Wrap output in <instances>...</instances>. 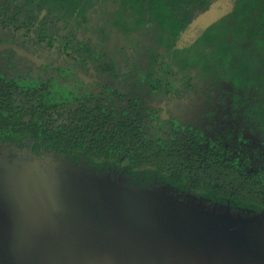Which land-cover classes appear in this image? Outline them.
Wrapping results in <instances>:
<instances>
[{"label":"flooded vegetation","instance_id":"af4514ba","mask_svg":"<svg viewBox=\"0 0 264 264\" xmlns=\"http://www.w3.org/2000/svg\"><path fill=\"white\" fill-rule=\"evenodd\" d=\"M250 1L187 0L183 27L182 17L174 15L171 20L168 14L166 28L158 29L166 37L150 58L144 56L143 49L154 42L149 35H140L134 23L136 20L142 30L155 27L158 18L150 22L147 9L133 14L121 2L107 0L105 8H82L76 16H69L62 9L39 6L36 0H0V144L40 151L39 156L54 152L113 160L118 154L130 164L140 159L148 172H158L190 190L202 188L199 175L207 177L204 186L223 187L225 184L217 181L221 173L218 163L224 165V160L236 155L245 159L256 155V142L243 145L253 123L249 128L240 114L237 119L231 114L236 92L240 102L236 107H255L245 102V93L263 95V27L259 22L254 25V39H243L244 32L233 39L229 33L234 15H252L247 13ZM256 1L252 6L259 21L264 0ZM113 5L123 7L117 9L123 18L115 31L104 18ZM207 11H211L210 18L198 28V34L187 44L181 43L183 32L199 24ZM91 14L98 18H87ZM220 19L228 31L219 42L214 36L206 45L219 49L223 78L215 74L200 77L196 63L182 70L186 58L181 54ZM144 20L149 28L141 25ZM97 21L106 28L94 24ZM175 30L178 32L172 38ZM142 38L145 45L139 43ZM123 107L132 112L124 115ZM120 115L129 121H122ZM125 128L129 129L126 153L118 152L114 144ZM133 129L144 145L138 154L134 152ZM150 132L152 141L148 140ZM214 139L226 143L227 149ZM255 140L264 145L262 139ZM109 141L111 146H107ZM199 143H204L201 152L193 148ZM188 150L193 154L180 159ZM259 171L264 178V172Z\"/></svg>","mask_w":264,"mask_h":264},{"label":"water","instance_id":"95a60500","mask_svg":"<svg viewBox=\"0 0 264 264\" xmlns=\"http://www.w3.org/2000/svg\"><path fill=\"white\" fill-rule=\"evenodd\" d=\"M0 150V264H264V213Z\"/></svg>","mask_w":264,"mask_h":264},{"label":"trees","instance_id":"16d2710c","mask_svg":"<svg viewBox=\"0 0 264 264\" xmlns=\"http://www.w3.org/2000/svg\"><path fill=\"white\" fill-rule=\"evenodd\" d=\"M35 1V0H33ZM112 4H115L116 0H111ZM121 2V5L128 8L130 7L133 11V14L136 13L137 10L147 9L148 14L151 15V19L158 18L155 21V27L142 30L138 26V22L135 20L134 23L137 26L138 33L140 35H149L153 40V44H149L144 47L143 54L145 57H150L154 54L156 55L159 51V46L162 45L163 39H165L166 35L161 34L158 29H161L162 25H164L168 21V14L170 15V19H174V15H177L180 18L181 26L183 27L185 23V19L183 18L185 12V4L187 0H117ZM39 6H44L52 9H62L65 13L69 12V16H74L78 9L82 8H91V9H101L105 8L107 0H36ZM258 1L253 0L250 1V4L255 5ZM19 6L18 4H14ZM250 6L247 13L252 15H234L233 16V25L229 29L230 35L233 39H238L239 35L244 32L243 39H254L256 37V33L254 30V25L257 23L263 27L260 33H264V12L261 10V15H258L259 21L257 20V15H254V7ZM120 5H113L114 8L108 15L104 16L106 21L111 24L115 31V26L121 23V18H123L121 12H118V8L120 10L123 7ZM263 7V6H262ZM76 16V15H75ZM92 17V19L98 18L94 14L89 15L87 18ZM141 17L144 18V13H141ZM78 18V17H77ZM76 18V19H77ZM222 19L218 20L215 24L213 23L205 33L201 36V38L190 47L189 50L181 54V57L186 58L184 63L182 64L181 69H187V66L192 63H196L197 65V74L200 77H206L215 74L219 75L220 78L222 76L223 62L219 58V53L217 51V47H207L206 44L213 42V37L217 36V41L224 37L228 29L222 24ZM129 22V21H128ZM123 23H126L124 21ZM94 24L100 26L102 29L106 28V25H102L98 21ZM141 25L143 27L149 28L148 20H144ZM240 27V28H239ZM164 28L166 26L164 25ZM178 30H175L171 33L172 38L177 34ZM212 33L214 34L212 36ZM134 34L136 32L134 31ZM211 38V39H210ZM144 38L140 40L139 43L141 45H145L146 42L143 41ZM210 39V41H209ZM219 50V49H218ZM177 55V54H173ZM214 67L215 70H212L211 67ZM179 70V69H178ZM218 71V72H217ZM263 80H261V83ZM236 82H233L234 88L237 89ZM261 93L263 95L249 96L245 93V102L247 104L253 105L255 107H236L237 103H240L237 98L239 95L235 93V101L233 104V110H231L232 116H235V119L238 118V114L242 116L247 126L252 125L251 130L246 132L244 135V147H247L249 141L256 142V146L254 144V152L256 155H251L249 158H243L242 156H235V159L224 160V165L222 163H218V167L221 173H218V182L224 183L223 187L213 189L209 184L208 187L204 186L207 177L203 175H199V179L202 180L201 185L197 189H187L185 185L176 184L160 173L148 172L145 168V165L141 163L140 159H133L132 164L128 163L124 156L120 158L117 154V157L113 160L110 158H101L92 156L91 158H87L86 156H78V155H59L56 153L47 154L45 156H39V152H33L28 149H21V147L14 145L12 143L0 144L1 151H9V155H15L13 150L17 149L22 153L30 156H34L39 159H43L45 157L52 158L58 163L62 164L68 169L79 170L85 173H89L96 176L102 177H110V179L120 180L122 182L136 185L140 187H159L164 188L169 193L177 195L184 199H191L193 202L200 203L207 209H212L217 212H226L230 213L232 216L239 215L240 217H248L254 214L264 213V178L260 176V169L264 172V145L260 144V140H255V138L262 139L264 142V88L261 86ZM199 108H197V112ZM122 113L126 115L132 111L127 107L121 108ZM120 115L122 121L128 122L129 120L124 116ZM211 120L214 119V115H210ZM226 118V116H225ZM187 120V119H186ZM159 122V120H158ZM191 122L190 117L188 118V123ZM255 131H259L260 133L257 135ZM238 134H242L241 132ZM251 134V135H250ZM149 141L153 140V134L150 132ZM252 138H251V137ZM261 136V137H259ZM254 137V139H253ZM166 139L168 137L166 136ZM110 140V139H108ZM129 140V129L125 128L123 130V134L119 137V139L114 140V144L117 145L118 152L123 151L126 153ZM133 145L136 147L134 150L135 153H141L144 145L139 142V136L136 133L135 129H133L132 135ZM213 142L217 145H221L223 148L227 149L226 143L221 144L218 140L214 139ZM228 143V142H227ZM107 146H111L110 141ZM204 143H199L197 145H193V148L201 152L203 150ZM164 152V150H162ZM189 154H193L191 150L186 151V153L180 157V159L187 160L186 157ZM125 155V154H124ZM175 157V154H174ZM248 162L250 161L251 164ZM227 172V173H225ZM264 174V173H263ZM197 187V186H196ZM231 189H236L234 193L229 192Z\"/></svg>","mask_w":264,"mask_h":264},{"label":"rangeland","instance_id":"374dc122","mask_svg":"<svg viewBox=\"0 0 264 264\" xmlns=\"http://www.w3.org/2000/svg\"><path fill=\"white\" fill-rule=\"evenodd\" d=\"M210 15H211V11H207L205 14H203L201 18V22L199 24L191 25L186 31H184L180 37L181 43L187 44L188 42H190V40H192L194 36L198 34V32L200 31V29L198 28L201 27L202 23L208 21ZM1 161L2 160L0 159V162Z\"/></svg>","mask_w":264,"mask_h":264}]
</instances>
